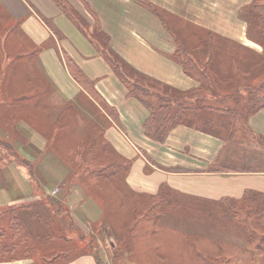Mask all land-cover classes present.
I'll return each mask as SVG.
<instances>
[{
    "label": "crops",
    "instance_id": "obj_1",
    "mask_svg": "<svg viewBox=\"0 0 264 264\" xmlns=\"http://www.w3.org/2000/svg\"><path fill=\"white\" fill-rule=\"evenodd\" d=\"M139 1L65 0V4L74 16L84 19L90 27L86 30L97 24L107 34L112 50L129 66L183 93L196 90L200 83L185 74L174 59L178 45L189 50L199 41L198 35L211 34L213 42H220L219 73L231 71V61L226 63V59L233 51L242 49L252 57L262 53L258 44L247 39L246 24L239 17L240 10L252 0H143L151 10ZM27 5H23L27 9L24 15L14 13L20 17L21 30L30 42L49 46L40 53V60L54 91L44 108L59 107L58 115L51 112L44 118L50 117L48 124L55 128L59 115L68 114L66 108L77 109L79 101L89 104L100 114L104 140L131 161L125 177L127 215L130 208L135 215L140 207H149L153 199L158 203L142 222L133 225L130 220L124 226L119 216L112 211L107 215L99 199L80 185L69 192L62 190L57 197L67 207L73 224L64 225L71 241L65 244L69 255L60 264H215L217 254L230 250L232 242L231 226L217 221L223 200L240 198L247 189L264 192V108L248 118L251 135L245 138L223 140L179 125L164 143H157L142 131L147 109L138 99L127 96V89L87 37L88 32L78 28L53 0H36L30 8ZM31 6L37 14L31 13ZM233 46L241 48L234 50ZM61 53L87 83L74 80ZM187 54L194 59L193 52ZM86 85L92 87V93L85 90ZM93 94L101 99L102 108ZM31 101L24 106L27 111H37L39 102ZM23 116H18L21 123L16 130L21 138H28L34 152L31 159L40 160L35 165L46 170L51 186L63 184L68 178L67 165L57 162L51 148L54 139H49L50 149L45 153L47 135L25 121L39 120V114ZM7 145L0 144V153L8 151ZM6 168L4 173L3 166L0 168V208L41 199L43 194L34 192L40 186L39 174H35L36 181L30 179L23 163ZM106 220L113 230L109 237L101 226Z\"/></svg>",
    "mask_w": 264,
    "mask_h": 264
},
{
    "label": "trees",
    "instance_id": "obj_2",
    "mask_svg": "<svg viewBox=\"0 0 264 264\" xmlns=\"http://www.w3.org/2000/svg\"><path fill=\"white\" fill-rule=\"evenodd\" d=\"M53 1L78 28L84 31L89 27L86 22L83 25L78 21L79 15H73L65 0ZM139 3L149 10L152 9V6L143 0ZM239 17L246 24L247 39L258 44L262 53L252 57L244 56L242 49L233 51L230 59H226V63L228 60L231 61V71L219 73L217 65L220 47L213 42L211 34L198 35L199 41L189 50L181 44L178 45L174 59L182 66L185 74L200 83L196 90L189 93L168 88L133 69L112 50L107 34L97 24L92 30H86L88 32L86 35L99 48L102 57L125 86L127 96L138 99L147 109L148 116L141 126L147 138L164 143L174 127L183 125L216 135L223 140H230L251 135L248 118L264 108V0H252L240 10ZM0 27L3 30V11H0ZM13 30L14 27L11 28V31ZM95 34H98L99 38ZM100 41H103V44L100 45ZM236 47L233 46L234 50ZM189 52H193L194 59L189 57L187 54ZM66 63L76 82L87 83L67 57ZM36 71L35 67L31 73L35 74ZM47 82L44 89L54 91L53 85L48 80ZM38 86L32 87V91L29 90L30 94L21 96L22 106H26L36 96H42L43 88L39 86L40 89ZM33 88L38 91L34 92ZM85 90L89 93L93 91L88 85L85 86ZM93 96H95L93 99L102 105L101 99L94 94ZM62 120L60 119L61 122ZM66 124L69 127L62 125L59 128L63 131V136L77 125L72 127L70 123ZM93 124L92 127L96 126L98 130L97 132L94 130L89 142L81 143L80 159L90 169H95L92 171L94 176L85 170L76 175L77 179L74 182H80L87 193L95 195L107 215L111 216L112 211L119 216L124 221L122 225L126 226L130 220H133V225L142 222L158 203L153 199L149 207H140L135 215L133 208H130L127 215L125 195L128 189L125 177L131 161L115 152L104 140L103 130L97 121ZM55 137L51 135L49 139L52 141ZM53 147L55 148V144ZM74 152L78 156L77 151ZM105 154H111V157H106ZM109 168L113 170L108 171ZM41 193L43 194L41 199L33 201L30 205L0 209V263L30 259L29 264H60V261L69 255L65 252V244L71 240L64 225L67 223L69 227L73 223L71 219L69 221L68 209L62 199L45 195L44 191ZM113 197L117 200H111ZM163 202L164 200L159 201ZM111 204L116 206L113 207ZM219 213L220 217L217 218L219 223L227 222L232 231L237 229L240 231L244 242V253L242 249L240 254L244 257L234 254L231 246L230 250H221L217 254L215 264H264V192L247 189L240 198L223 200L222 211ZM101 226L109 237L113 232L110 223L106 220Z\"/></svg>",
    "mask_w": 264,
    "mask_h": 264
},
{
    "label": "rangeland",
    "instance_id": "obj_3",
    "mask_svg": "<svg viewBox=\"0 0 264 264\" xmlns=\"http://www.w3.org/2000/svg\"><path fill=\"white\" fill-rule=\"evenodd\" d=\"M35 1L36 0H0L1 7L3 5V9L0 10L3 11V30H1L0 27V134L1 137H3V141L1 139L2 142L0 141V144L4 145V142L8 143V151H5V153H0V168L1 166H3L4 173L5 170L7 171L6 167L10 164H15V162L20 164L23 163L27 168L25 170L27 171V173H29L30 179L36 181L37 177L35 174H39V178L44 181V184L42 185V181L39 180L40 186H38L37 192L34 191L35 194H41V191L39 190L41 189L42 191H45L46 193L57 197L59 193L62 192V190L64 192H69L71 187L73 188L76 185H80L86 192L83 184L78 181L74 182V180L77 179L76 175H78V173L87 170L86 172L90 171L92 174V171L95 169H90L88 165L81 162V143L89 142L94 134V130H98L96 126L92 127V125H94L93 123H96V120L98 121L100 127L103 126V122L100 119V114L96 113V111L92 109L89 104H85L81 101L77 102L78 100L75 104L77 109L71 110L66 108L68 114L63 115V117L59 115V119H57L54 126L55 130H53V126H50L48 124L50 117H48V120L44 118V115L48 116V114H51V112H54V115H58L59 113L56 110L59 107L53 109H50V107H47L46 109L44 108L47 105V100L50 98L53 92L49 88L47 90L44 89V84H48V77L43 71L44 67L40 60V53L43 50L48 49L49 46L47 43L35 44L30 42L27 39L26 34L21 30V24L18 20L20 17L14 13L16 12L18 15H24L27 9L23 5H32L33 3H35ZM29 5H27L28 8H30ZM31 13L37 14V9L31 6ZM78 21L82 22L84 25L85 21L80 16L78 18ZM12 27H14L13 31H11ZM95 36L99 38L98 34H95ZM215 43L218 44L217 46H219L220 44V42L218 41H215ZM101 44H103V41H100V45ZM246 55L249 56L250 54L245 53L244 56ZM61 56L64 62L66 56L64 57V54L62 53ZM35 67L37 71L35 74H32L31 72L33 71V69H35ZM35 85H39L41 88H43L41 89L38 86L41 89L42 96H36L34 101V104L36 102H39V109L36 111L30 108L29 110L32 111H27L26 107L24 105L22 106L21 101L23 102V97L21 96H24L26 93L30 94L29 90L32 91V87H34ZM36 91L38 90L34 89V92ZM168 93L171 94L170 91H168ZM31 103L32 101L29 102V104ZM72 103L74 105V102ZM99 106L102 108L101 104H99ZM37 113L40 117L39 120H31V118L30 120H25L26 123L39 127V129L41 130H39V132L47 135L44 137L47 142V147H45L44 150L45 153L50 149L48 148L49 137L51 135H54V137L56 136L54 139L55 149L51 147L52 152L57 155V162L59 164L65 163L67 165L66 173L68 178H66V182H64L63 180V184H60L58 186H51V183L48 180L50 179V177H47L49 174L46 172V170L37 169V165L35 164L40 160L36 161L31 159V154L34 152L31 151L32 147L27 144L28 138H21L20 131L16 130V126L21 123H19L20 120L17 119L18 116L24 115L23 117L28 118L30 117L27 116L28 114ZM110 115L112 116V114ZM60 119H63L62 122L60 121ZM63 122L70 123L72 127L76 124L77 125L74 126L75 128H73L72 130H68L67 135L63 136V131H61L59 128L62 125L69 127L66 123L64 124ZM107 125L105 126L107 127ZM93 142H95V139L93 140ZM74 150L77 151L78 156L76 155ZM105 156L111 157V154H105ZM69 157L71 164H69ZM111 170H113V168L108 169V171ZM60 171L61 170L57 168V172ZM42 172L43 175L41 174ZM92 176H94V174H92ZM120 176L121 175H119V177ZM83 182L86 183L85 181ZM31 183V185H33V182ZM0 184L2 185V179H0ZM32 203L33 201L29 200L23 203L21 202L15 206L7 207H21L23 205H30ZM7 207H3V209H6ZM226 226L228 227V224H226ZM231 234V246L233 247V253L239 255L240 257H244L243 254H240L242 253V249L244 253V242L242 240L240 231L237 229L236 231H232ZM25 260H29V263H31L30 259Z\"/></svg>",
    "mask_w": 264,
    "mask_h": 264
}]
</instances>
